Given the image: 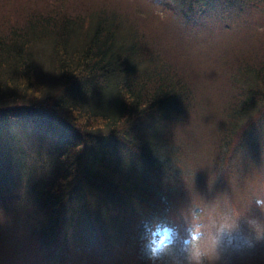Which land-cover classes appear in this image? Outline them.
Segmentation results:
<instances>
[{"label": "trees", "instance_id": "trees-1", "mask_svg": "<svg viewBox=\"0 0 264 264\" xmlns=\"http://www.w3.org/2000/svg\"><path fill=\"white\" fill-rule=\"evenodd\" d=\"M17 115L56 144L42 169L0 160V264H152L136 237L156 223L184 264L194 225L202 264H264V0H0V120Z\"/></svg>", "mask_w": 264, "mask_h": 264}, {"label": "rangeland", "instance_id": "rangeland-1", "mask_svg": "<svg viewBox=\"0 0 264 264\" xmlns=\"http://www.w3.org/2000/svg\"><path fill=\"white\" fill-rule=\"evenodd\" d=\"M161 1L167 3L172 0H161ZM44 68H47L46 64ZM20 83L21 82H18V86L20 85L24 86V89L25 87L29 88L27 89V91L30 92L31 96L28 97L27 99H32L35 97V90L33 91V89H43V88L46 89V87L41 84L33 85V83L30 82L29 86H26L24 83L21 84ZM44 118L43 116H41L36 119H30L27 117H22L17 115L15 116V118L0 120V143H1L0 150L4 152L3 153L2 151H0L1 153L0 160L1 158H3V160L7 161L4 155H6L7 152H9L11 158H13L14 161V154L15 152H18L21 154L23 158H25L26 161L27 160L30 161V166L35 167L36 164H38L40 165V169L44 168L43 163L47 161L48 156H50V162H51V152H49L51 149L49 147L50 145L56 144V132L53 131L52 128H50L46 124L47 121H45ZM5 161L0 162V175H1L0 177L1 179L4 177L3 178L4 180L2 179L4 182H6L4 172L9 168V164H7ZM46 170H48V166H46L44 170L40 171L41 174H44ZM20 182L15 188L11 190L12 185H14L15 183V181L12 179L9 182L11 184V187L10 190L8 191V194L6 196L4 194V196L1 198H5L12 194L16 196L23 195L25 190L22 189V185ZM204 205L205 207H207V209L209 210L211 209V205L209 201L204 202ZM0 215L2 214L0 213ZM6 216L9 217V220L3 224V227L6 229V231L9 232L12 231L14 234V229L16 228V225L12 223V217L14 216L4 215L2 218L0 217V225H2V220ZM157 228L161 229V231L164 228L170 229L171 230L170 238L172 240V243L168 246L165 252L161 253L156 258L150 259L148 243L150 239L153 238L152 233ZM173 236H174V231L172 230V228H170L168 225L164 223H156L153 227H150L149 224L147 226L144 224L139 225V231L136 237V255L141 259H147L152 264H158L159 261L162 262L163 264H184L183 259L179 256L181 251L175 246ZM155 238L158 239V236ZM11 240H12L11 238L8 239V241ZM12 242L16 243V240H13ZM28 258H29L28 253L23 252L19 249V251L15 253L13 264H24L26 262V259ZM186 261L188 262V258Z\"/></svg>", "mask_w": 264, "mask_h": 264}, {"label": "clouds", "instance_id": "clouds-1", "mask_svg": "<svg viewBox=\"0 0 264 264\" xmlns=\"http://www.w3.org/2000/svg\"><path fill=\"white\" fill-rule=\"evenodd\" d=\"M258 204L264 203L257 201ZM171 230L168 228H157L153 233V238L148 243V249L150 253V259L158 257L161 253L165 252L168 246L172 243L170 238ZM158 236V239L155 238ZM215 241L211 240L208 243L204 242L203 233L199 225L192 226L187 238L184 240V244L187 246L192 264H202V257L208 256L214 246Z\"/></svg>", "mask_w": 264, "mask_h": 264}, {"label": "bare ground", "instance_id": "bare-ground-1", "mask_svg": "<svg viewBox=\"0 0 264 264\" xmlns=\"http://www.w3.org/2000/svg\"><path fill=\"white\" fill-rule=\"evenodd\" d=\"M243 87H246V86L244 85ZM12 121H13V120H12ZM3 123H4V121H3ZM7 123H8V122H7ZM9 125H10V124H9ZM11 125H12V124H11ZM14 125H15V124H14ZM6 127H8V126H6ZM248 128H249V126H248ZM0 144H1V143H0ZM0 151H2V150H0ZM2 152H3V151H2ZM3 153H4V152H3ZM0 154H1V153H0ZM1 159H3V158H1ZM0 176H1V175H0ZM4 176H5V175H4ZM0 178H1V177H0ZM3 178H4V177H3ZM3 178H2V179H3ZM2 179H1V180H2ZM3 180H4V179H3ZM3 180H2V181H3ZM6 183H7V180H6ZM53 205H55V203H54ZM55 207H56V206H55ZM50 209H51V208H50ZM52 212H53V211H51V213H52ZM50 216H51V214H50ZM51 217H52V216H51ZM48 218L50 219V217H48ZM52 219H53V218H52ZM47 221H48V220H47ZM47 221H46V222H47ZM54 221H55V220H54ZM48 223H49V222H48ZM49 224H50V223H49ZM49 229H50V228H49ZM42 231H43V230H42ZM49 231H50V230H49ZM44 232H45V231H44ZM44 232H43V234H44ZM46 233H47V232H45V234H46ZM52 233H53V232H52ZM52 233H51V234H52ZM41 235H42V233H41ZM51 236H52V235H51ZM53 236H54V235H53ZM40 237H41V236H40ZM46 238H47V237H46ZM44 240H45V239H44ZM54 240H55V239H54ZM45 241H47V239H46ZM50 241H51V240H50ZM47 242H48V241H47ZM51 243H52V242H51ZM54 244H55V243H54ZM47 246H48V245H47Z\"/></svg>", "mask_w": 264, "mask_h": 264}]
</instances>
